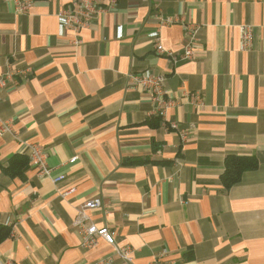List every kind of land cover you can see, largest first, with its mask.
I'll return each instance as SVG.
<instances>
[{"label":"crops","instance_id":"obj_1","mask_svg":"<svg viewBox=\"0 0 264 264\" xmlns=\"http://www.w3.org/2000/svg\"><path fill=\"white\" fill-rule=\"evenodd\" d=\"M73 2L0 0V264H264V0H98L79 31L57 17ZM147 69L166 76L164 113L128 84ZM229 155L258 166L226 188ZM78 219L132 262L84 248Z\"/></svg>","mask_w":264,"mask_h":264},{"label":"built area","instance_id":"obj_2","mask_svg":"<svg viewBox=\"0 0 264 264\" xmlns=\"http://www.w3.org/2000/svg\"><path fill=\"white\" fill-rule=\"evenodd\" d=\"M35 0H16L17 8L21 12L27 11ZM99 12L98 0H74L73 6L61 9L57 13V17L60 21L63 29L72 28L79 31L81 28L88 25L89 20L96 16ZM157 36V33H155ZM253 40L252 28L249 25H243L241 27V47L242 49H248L251 47ZM157 49L163 52L162 45L158 44ZM185 54L190 57L193 54L192 44L185 48ZM130 86L140 87L147 91L151 97V100L161 111L165 112V109L169 105L167 99V90L165 89L166 76L162 73L154 72L152 70H144L140 72H133L129 75ZM0 84H3V80L0 79ZM8 129L5 125L2 130ZM47 153L39 146H33L30 153V162L36 167L40 175L48 176L55 182L62 181L65 178L64 174L53 176V168L47 165L46 161ZM76 157L71 159L75 161ZM103 206V202L100 198L91 199L85 202L84 208H99ZM77 225L80 226L82 235V246L84 248H92L97 245L98 239L103 238L109 244L113 245L116 252L127 263H131L133 260L131 249L129 247L119 246L117 243V235L114 230L108 226L99 227L95 223L84 224L81 219L77 220Z\"/></svg>","mask_w":264,"mask_h":264},{"label":"trees","instance_id":"obj_3","mask_svg":"<svg viewBox=\"0 0 264 264\" xmlns=\"http://www.w3.org/2000/svg\"><path fill=\"white\" fill-rule=\"evenodd\" d=\"M154 125V124H153ZM17 157V156H16ZM22 159L23 163L26 164V160L23 157H19ZM16 161V160H15ZM136 162V160H131V162ZM139 161V160H138ZM14 161L11 163L7 172L12 175H23L24 169L20 168V171L15 172L13 170ZM258 166V162L255 158L246 157V156H237V155H229L226 158V166L225 172L222 176L223 183L226 188H230L235 183L241 180V177L245 171L253 170ZM11 232L10 227L0 226V241L9 236Z\"/></svg>","mask_w":264,"mask_h":264}]
</instances>
